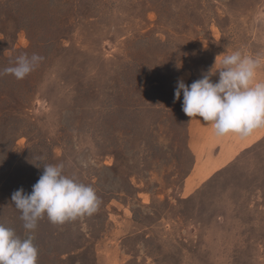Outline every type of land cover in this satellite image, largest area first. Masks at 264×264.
<instances>
[{
  "label": "rangeland",
  "instance_id": "rangeland-1",
  "mask_svg": "<svg viewBox=\"0 0 264 264\" xmlns=\"http://www.w3.org/2000/svg\"><path fill=\"white\" fill-rule=\"evenodd\" d=\"M236 50L264 57V0H0V72L44 57L0 75V224L37 264H264V129L217 137L175 99ZM46 164L100 205L27 231L11 197Z\"/></svg>",
  "mask_w": 264,
  "mask_h": 264
},
{
  "label": "clouds",
  "instance_id": "clouds-1",
  "mask_svg": "<svg viewBox=\"0 0 264 264\" xmlns=\"http://www.w3.org/2000/svg\"><path fill=\"white\" fill-rule=\"evenodd\" d=\"M36 53L21 54L14 66L0 75L11 74L22 80L43 61ZM264 66V57H252L239 50L224 52L216 57L214 66L202 78L186 85L179 80L175 99L183 93L182 110L190 118H202L217 137L229 134L247 138L254 131L264 129V81L257 73ZM218 72L219 79L211 77ZM21 212L24 229L32 231L45 215L53 224H64L79 217L91 216L100 205L96 191L90 185L64 174V165L46 164L33 185L31 193L23 188L11 197ZM38 249L33 237L21 238L16 232L0 224V264H37Z\"/></svg>",
  "mask_w": 264,
  "mask_h": 264
}]
</instances>
